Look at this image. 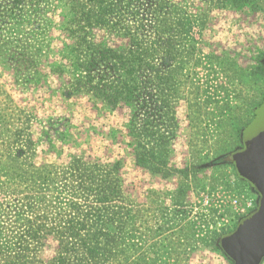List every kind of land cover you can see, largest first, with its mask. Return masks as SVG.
<instances>
[{
	"label": "rangeland",
	"instance_id": "obj_1",
	"mask_svg": "<svg viewBox=\"0 0 264 264\" xmlns=\"http://www.w3.org/2000/svg\"><path fill=\"white\" fill-rule=\"evenodd\" d=\"M72 1L0 0V43H7L0 60L18 72L11 95H3L16 104L7 109L8 121L20 128L25 114L36 133H47L44 122L53 123L47 127V153L37 154L56 175L52 189L62 187L60 178L73 158L99 179L104 167L119 161L122 171L112 178L124 194L110 206L127 215L115 216L110 227L128 264H237L251 257L264 240V205L250 221H239L231 200L249 197L254 209L257 197L236 175L230 155L242 148V134L256 111L264 115V0L224 6L189 0L174 8L180 16L167 22L173 33L160 37L172 39L174 50L169 61L160 50L154 66L168 80L163 90L140 88L116 104H108L113 62L107 59L88 71L92 50L87 48L121 52L126 40L118 30L90 28L81 16L75 21V12L88 6ZM9 70L2 74L10 75ZM150 75L143 71V79ZM146 115L156 121L149 120L148 129L168 137L165 154L155 155L165 160L160 174L152 173L159 161L149 158L146 168H138L132 157L156 149L142 138ZM179 187L187 189L182 206L174 204ZM175 211L182 216L173 222ZM238 225L231 257L211 247V239Z\"/></svg>",
	"mask_w": 264,
	"mask_h": 264
},
{
	"label": "trees",
	"instance_id": "obj_2",
	"mask_svg": "<svg viewBox=\"0 0 264 264\" xmlns=\"http://www.w3.org/2000/svg\"><path fill=\"white\" fill-rule=\"evenodd\" d=\"M82 1L88 9L75 12V21L81 16V21L90 28L118 30L126 40L125 49L121 52L87 48L88 52L92 50L88 71L107 59L113 62L110 70L115 74L113 82L116 84L109 88L111 95L108 104L128 99L140 88L143 91L151 88L162 91V84L168 80L164 81L163 77L158 76L154 66L158 63L160 50L164 51L165 60H170L175 43L172 39L162 41L160 37L173 33L167 22L172 17L180 16L173 9L189 0ZM241 1L246 0H203L201 4L238 5ZM72 2L78 4L76 0ZM112 23L115 24L111 26ZM126 23L133 26H125ZM6 47L7 43H0V49ZM7 69L11 74L5 76L2 73ZM144 70L152 75L143 79ZM17 73L16 69L6 67L0 60V98L4 97V102L0 99V104L4 103V107L0 108V264H128L110 227L115 216L127 215L124 208L114 211L110 206L124 194L120 182L112 178L122 171L120 162L104 167L106 173L99 179L94 177L91 167L73 158L67 173L60 178L62 187L52 189L57 182L56 175L50 167L38 162L37 154L40 152L44 156L47 153L45 146L48 145L50 130L47 127H52L53 123L44 122L47 133H36L33 121L25 114L20 128L13 121H8L12 111L7 112V109L16 105L8 98L15 87ZM156 104L152 101L154 107ZM153 116L156 118V113ZM149 120L156 123L155 119L146 115L141 134L143 139L155 143L156 149L146 151L145 155L139 151L132 154L138 168H146L149 158L159 161L155 155L166 152L168 137L158 130L148 129L151 124ZM62 135L57 136L60 142L63 141ZM163 165L164 158L159 164H153L152 173H162L159 169H163ZM181 176L188 178L186 172ZM186 191L185 187H179L174 204L182 206ZM164 213L161 210L160 219L163 221L166 218ZM180 216L182 214L175 211L171 220L179 221ZM220 238L216 236L210 240L213 249L220 251L217 246ZM133 264L144 263L139 260Z\"/></svg>",
	"mask_w": 264,
	"mask_h": 264
},
{
	"label": "water",
	"instance_id": "obj_3",
	"mask_svg": "<svg viewBox=\"0 0 264 264\" xmlns=\"http://www.w3.org/2000/svg\"><path fill=\"white\" fill-rule=\"evenodd\" d=\"M258 112L259 110L256 111L253 122L242 134L243 149L230 155L237 176L251 186L258 198L257 210L245 218L244 222H248L252 216H256L255 214H258L264 205V115L260 116ZM239 229L238 225L234 231L218 240L217 246L224 255L232 256L230 252L231 238L240 234L241 230L239 231ZM250 256L237 261V264H260L264 259V240L256 244L253 255ZM248 260H250L249 263H247Z\"/></svg>",
	"mask_w": 264,
	"mask_h": 264
},
{
	"label": "built area",
	"instance_id": "obj_4",
	"mask_svg": "<svg viewBox=\"0 0 264 264\" xmlns=\"http://www.w3.org/2000/svg\"><path fill=\"white\" fill-rule=\"evenodd\" d=\"M231 207L238 219L241 220L244 216L253 211L254 202L249 197L245 198L241 196L239 198H233L231 200Z\"/></svg>",
	"mask_w": 264,
	"mask_h": 264
},
{
	"label": "flooded vegetation",
	"instance_id": "obj_5",
	"mask_svg": "<svg viewBox=\"0 0 264 264\" xmlns=\"http://www.w3.org/2000/svg\"><path fill=\"white\" fill-rule=\"evenodd\" d=\"M263 103H264V102H263ZM263 103H262V104H263ZM262 104H261V105H262ZM261 105H260V107H261ZM260 107H259V108H260ZM255 116H256V113H255ZM254 119H255V117H254ZM254 119H253V120H254ZM252 122H253V121H252ZM252 122H251V123H252ZM251 123H250V124H251ZM250 124H249V125H250ZM249 125H248V126H249ZM239 150H241V148L238 149L237 151H239ZM235 152H236V151H235ZM231 164H232V163H231ZM232 166H233V165H232ZM233 168H234V166H233ZM234 170H235V169H234ZM235 173H236V172H235ZM236 175H237V174H236ZM241 180H242V179H241ZM243 181H244V180H243ZM244 182H245V181H244ZM246 183H247V182H246ZM249 186H250V185H249ZM250 188H251V186H250ZM252 190H253V189H252ZM253 191H254V190H253ZM255 195H256V194H255ZM256 197H257V195H256ZM257 201H258V198H257ZM255 205H256V206H255V208L253 209L252 212H255V211L257 210L258 202H256ZM252 212H251V213H252ZM251 213H249V214H251ZM249 214H248V215H249ZM242 219H243V218H242ZM242 219H241V220H242ZM241 220H239V221H241ZM236 227H237V226H236ZM233 231H234V230H233Z\"/></svg>",
	"mask_w": 264,
	"mask_h": 264
},
{
	"label": "crops",
	"instance_id": "obj_6",
	"mask_svg": "<svg viewBox=\"0 0 264 264\" xmlns=\"http://www.w3.org/2000/svg\"><path fill=\"white\" fill-rule=\"evenodd\" d=\"M241 149H243V145H242V148H241ZM253 213H254V212H252L251 214H253ZM251 214H249V215H251ZM249 215L244 216L242 220H244L245 218H247ZM234 230H235V229H234ZM231 232H232V231H231ZM231 232H230V233H231ZM230 233H228V234H230ZM226 235H227V234H226ZM224 236H225V235H224ZM222 237H223V236H222ZM219 249H220V248H219ZM220 251H221V250H220ZM221 253H223V252L221 251ZM223 254H224V253H223ZM263 261H264V260H262L261 263H262ZM261 263H260V264H261Z\"/></svg>",
	"mask_w": 264,
	"mask_h": 264
}]
</instances>
